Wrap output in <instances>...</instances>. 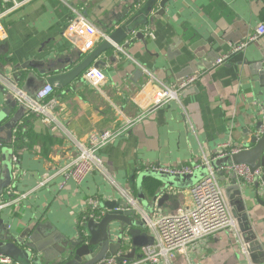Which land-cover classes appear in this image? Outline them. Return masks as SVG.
<instances>
[{
    "label": "crops",
    "instance_id": "crops-1",
    "mask_svg": "<svg viewBox=\"0 0 264 264\" xmlns=\"http://www.w3.org/2000/svg\"><path fill=\"white\" fill-rule=\"evenodd\" d=\"M143 1L28 0L3 18L0 72L12 78L18 72H28L34 79L44 80L69 70L104 40L98 39L83 52V39L66 33L73 17L70 6L81 10L107 39L114 19L128 6L135 10ZM6 3L0 0V12ZM262 22L264 0H169L163 14H150L145 25L103 52L96 67L90 66L103 72L102 81L92 85L82 73L66 88L53 86L50 98L55 107L51 114L56 118V129L36 114L28 121L31 138L25 137L24 145L16 147L19 122L12 130V142L5 145L17 159L11 183L0 192V202L17 199L0 209L7 229L17 235L31 231L26 240L36 241L54 257L65 237L75 236L80 216L90 211L89 199L100 204L120 196V189L98 171L88 174L80 184L57 175L35 188L75 154L74 141L85 142L91 131L119 132L101 151V157L107 174L130 194L136 193L131 177L134 180L141 173L159 171L174 176L160 169H202L223 143L251 146L249 139L264 116V36L242 51L231 53L230 49ZM224 54L229 55L227 61L216 65L215 60ZM26 64V70H17ZM190 76H196V81L179 89L178 83ZM151 78L176 88L178 98L141 114L144 109L135 98L136 102L147 101L138 92ZM12 100L0 87V110L4 111L0 120L7 121L17 112L18 103L12 109L7 103ZM5 159L0 154V181L6 179ZM224 175L226 185L219 183L236 229L217 231L190 244L184 254L157 264H264V194L260 181H240L228 170ZM234 177L239 195L230 187ZM157 185L162 184L156 178L143 177L138 191L150 195ZM191 186L188 183L161 190L168 198L144 226L135 227L133 234L126 236L129 251L132 249L129 263L140 259L143 245L155 242L156 222L161 216L192 208ZM29 190L34 191L20 197ZM243 242L248 245L247 254L242 252Z\"/></svg>",
    "mask_w": 264,
    "mask_h": 264
},
{
    "label": "built area",
    "instance_id": "built-area-1",
    "mask_svg": "<svg viewBox=\"0 0 264 264\" xmlns=\"http://www.w3.org/2000/svg\"><path fill=\"white\" fill-rule=\"evenodd\" d=\"M7 7L0 12V37L5 34L3 25V18L15 9L20 8L28 2V0H6ZM72 20L69 22L66 33L68 35L78 34L83 39L82 51L91 49L98 39H105L107 36L98 27H96L81 10L71 7ZM264 36V22L258 24L249 37L241 42L236 43L230 49V52L242 51L250 43L258 42ZM229 55L224 54L215 60V64H223L227 61ZM83 79L92 85L104 79V74L97 68L90 67L83 73ZM196 76H190L181 80L177 87L184 89L189 87L196 81ZM0 87L6 89L14 100L19 105L26 108V115L35 113L42 115V120L46 125L53 130L56 128V118L51 114L54 109L55 101L50 98L53 92V86L45 84L42 86L34 97L28 96L18 87L12 77H8L0 72ZM141 96H146L147 101L135 103L143 108L141 114L149 111V109L164 105L174 99L178 98V91L176 88L169 87L162 81L151 78L138 92ZM148 111H145L147 110ZM55 122V125L52 124ZM53 125V126H52ZM264 132V116L261 120L255 135L259 137ZM119 135V132L111 130L91 131L87 134L85 142L74 141L76 147L75 154L58 166L52 175L43 177L38 182L37 187H42L48 183L50 178L54 176H61L64 180H72L81 183L88 174L93 171H98L105 176L111 184L120 189V196L133 203L130 193H126L114 181L111 175H108L103 164L101 151H103L113 140ZM243 148L237 146H230L229 143H223L221 149L214 154L213 158H220L222 156L235 154ZM16 157L13 155L12 162L16 163ZM207 173L190 187V194L193 206L188 211H180L177 214L163 215L156 222L158 236L155 242L145 244L141 247V257L135 262H124L122 264H157L161 259L172 257L175 254H184L186 248L197 241H202L207 237L213 235L217 231L223 229H236L235 220L225 199L223 189L218 181L215 170L206 165ZM154 169L153 167H151ZM197 167H178L174 169H160L164 172L181 175L192 174ZM227 170L233 173L240 181L252 183L257 180L260 181V189L264 194V181L261 178V169H256L251 172L248 166L244 164L232 165ZM34 190H29L23 193L20 197L25 198ZM17 201L13 199L7 203L0 202V209ZM88 205L92 213H98V201L89 199ZM92 213L89 217L97 218ZM147 219V218H146ZM145 219V220H146ZM242 252L247 254L248 245L243 242ZM0 264H17L12 258L8 256H0ZM107 264H116L114 257L107 260Z\"/></svg>",
    "mask_w": 264,
    "mask_h": 264
},
{
    "label": "water",
    "instance_id": "water-1",
    "mask_svg": "<svg viewBox=\"0 0 264 264\" xmlns=\"http://www.w3.org/2000/svg\"><path fill=\"white\" fill-rule=\"evenodd\" d=\"M169 0H144L142 3L128 6L126 10L112 22L108 33V38L104 39L100 45L89 51L72 68L64 72L53 74L44 80H36L31 73L18 72L13 76V82L20 87L28 96L34 97L36 92L45 84L56 86L58 89L66 88L72 84L90 66H97L98 57L105 51L114 48L115 45L123 42L128 35L137 30L141 25H145L150 14L159 15L165 12V5ZM157 11H153L155 7ZM28 64L17 67V70H26ZM3 89V88H2ZM10 108L14 107L16 100L7 102ZM11 108V109H12ZM4 111L0 110V116ZM5 113H8L5 111ZM26 113L23 105L18 106L17 112L7 121L0 120V154L6 156L5 162L7 170L6 179L0 181V192L2 188L8 187L12 178V150L5 146L12 142V130L15 129ZM258 128V127H257ZM251 146L243 148L241 151L212 158L209 166L216 170L218 181L226 185L225 170L232 165L244 164L251 172L261 169V180L264 181V132L260 137L253 135L249 139ZM201 168V167H200ZM197 168L192 174L168 175L159 171H147L141 173L137 178L131 177L133 203L118 196L114 199L98 203L99 215L97 218L85 217L79 222L76 234L72 238H66L61 242L57 250V256L51 257L44 252L36 241H28L31 231L15 234L7 229L3 219L0 218V256H8L17 264H107V260L114 257L116 264L129 262L132 252L129 251V242L126 238L132 235L135 227L145 224V219L149 218L159 209L162 200L168 195L161 190L167 187H180L192 185L207 173V168ZM231 175L235 176L233 173ZM154 177L162 185L154 186L150 195H144L138 191L139 183L143 177ZM231 188H235L233 194H240V187L237 185L236 177L231 179ZM162 195L160 196V194ZM159 194V195H158ZM30 232V233H29ZM31 238V237H30Z\"/></svg>",
    "mask_w": 264,
    "mask_h": 264
},
{
    "label": "trees",
    "instance_id": "trees-1",
    "mask_svg": "<svg viewBox=\"0 0 264 264\" xmlns=\"http://www.w3.org/2000/svg\"><path fill=\"white\" fill-rule=\"evenodd\" d=\"M36 116L35 113H29L27 115H25L22 119V121L20 122V124L18 125V127L16 128V139H15V144L16 147H21L20 145H24L25 143V137L27 138H31L29 135H33V132L30 130L29 128V120L30 118ZM24 131V132H23ZM29 144V143H26ZM24 147H29V146H24ZM90 213H92V211H86L82 216H80L79 222L83 221V219L85 217H89ZM94 216H96V213H92Z\"/></svg>",
    "mask_w": 264,
    "mask_h": 264
}]
</instances>
